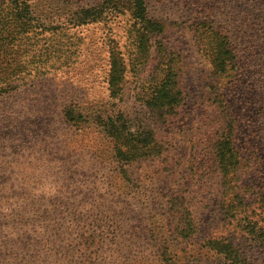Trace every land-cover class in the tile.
Listing matches in <instances>:
<instances>
[{
    "label": "rangeland",
    "instance_id": "rangeland-1",
    "mask_svg": "<svg viewBox=\"0 0 264 264\" xmlns=\"http://www.w3.org/2000/svg\"><path fill=\"white\" fill-rule=\"evenodd\" d=\"M14 1L0 0V264H227L206 239L233 241L249 264H264V242L237 230L225 203L237 194L264 219V5L145 0L153 20L171 23L145 53L125 1L82 24L81 10L105 0H30L24 27ZM209 11L234 30L232 82L199 41ZM112 54L125 70L117 97ZM173 54L186 106L164 124L146 98ZM68 111L84 120L72 123ZM118 114L153 131L150 156L117 160L101 121ZM226 115L240 165L223 187L215 148ZM185 223L198 233L181 236Z\"/></svg>",
    "mask_w": 264,
    "mask_h": 264
},
{
    "label": "trees",
    "instance_id": "trees-1",
    "mask_svg": "<svg viewBox=\"0 0 264 264\" xmlns=\"http://www.w3.org/2000/svg\"><path fill=\"white\" fill-rule=\"evenodd\" d=\"M125 1L131 6L132 16L139 26V51L147 52L148 46L153 38L161 36L164 28L167 29L171 23H159L149 16L145 0H105L103 5L93 9H82L79 22L82 24L96 23L102 21L104 16L115 13L117 3ZM245 1V0H243ZM14 17L20 26L29 25L32 9L30 0H15ZM257 4L264 3L255 0ZM264 11V8H263ZM208 14V13H207ZM198 21L199 41L203 44L207 54L210 57L211 65L215 69L218 77L222 82H232L238 75V58L239 49L235 45L234 30L229 21H221L219 17L213 16L210 11L207 15ZM243 16V15H242ZM241 16L242 26H245L244 19ZM237 15H234V25H236ZM224 22V23H223ZM22 24V25H21ZM241 26V27H242ZM163 47V45H159ZM169 48H167V58ZM175 55L171 56L167 62V68L161 70L160 78L152 87V93L146 98L147 107L154 111L164 124H173L179 118L182 109L186 106V95L184 94L179 82V69L174 60ZM109 71V85L115 97L122 92L121 83L124 77L123 63L120 58L112 54ZM119 94V95H118ZM67 118L74 124L84 120L81 113L68 111ZM227 123L220 129V140L218 141L216 153V166L223 183L221 186L227 187V178L240 165L238 148L235 136V123L231 115H226ZM104 125V132L107 137L114 143L115 157L121 163H132L139 158L150 156L151 146L154 143L153 131L147 125H142V129L132 127L133 121L118 114L117 117L109 118L106 122L101 121ZM155 149V148H153ZM227 185V186H226ZM226 190V188H224ZM185 198V197H182ZM181 198H178L180 202ZM227 200V201H226ZM227 204L226 214L244 236L252 238L257 243L264 242V219L261 215L249 212L246 201L235 194L225 199ZM264 213V201L261 205ZM181 236L189 237L188 233H198V229L191 223H185L182 230L178 229ZM204 248L214 252L217 257L222 258L227 264H249L248 259L244 256L241 249L233 242L227 239H206L203 244Z\"/></svg>",
    "mask_w": 264,
    "mask_h": 264
}]
</instances>
